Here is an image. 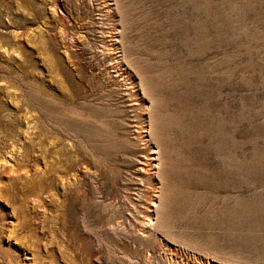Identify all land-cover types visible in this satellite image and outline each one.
Segmentation results:
<instances>
[{"label":"rangeland","instance_id":"obj_1","mask_svg":"<svg viewBox=\"0 0 264 264\" xmlns=\"http://www.w3.org/2000/svg\"><path fill=\"white\" fill-rule=\"evenodd\" d=\"M197 263L264 264V0H0V264Z\"/></svg>","mask_w":264,"mask_h":264},{"label":"bare ground","instance_id":"obj_2","mask_svg":"<svg viewBox=\"0 0 264 264\" xmlns=\"http://www.w3.org/2000/svg\"><path fill=\"white\" fill-rule=\"evenodd\" d=\"M153 160H156V157H152ZM142 168V167H141ZM198 264V263H197Z\"/></svg>","mask_w":264,"mask_h":264}]
</instances>
